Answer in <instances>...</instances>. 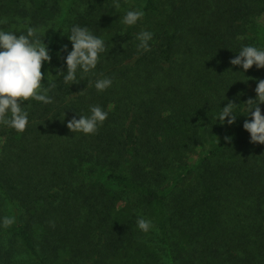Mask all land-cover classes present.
Returning <instances> with one entry per match:
<instances>
[{"label":"trees","instance_id":"16d2710c","mask_svg":"<svg viewBox=\"0 0 264 264\" xmlns=\"http://www.w3.org/2000/svg\"><path fill=\"white\" fill-rule=\"evenodd\" d=\"M132 1L0 0V28L31 27L48 46L52 98L22 101V132L0 125V217L14 218L0 264H264V144L242 127L264 68L230 63L264 47V0ZM128 10L144 16L124 25ZM73 25L105 51L68 85L57 69ZM142 29L153 36L138 52ZM103 76L106 90L87 84ZM228 100L241 103L231 125L216 118ZM90 105L107 118L73 132L67 121Z\"/></svg>","mask_w":264,"mask_h":264},{"label":"clouds","instance_id":"9594fccd","mask_svg":"<svg viewBox=\"0 0 264 264\" xmlns=\"http://www.w3.org/2000/svg\"><path fill=\"white\" fill-rule=\"evenodd\" d=\"M143 16L142 10H128L121 17V22L128 26L135 25ZM152 36L151 31L143 29L136 34L139 41L136 45L138 52L149 50ZM67 38L71 42V49L68 50V45H63V50L67 53L63 57L66 71L57 69V73L64 83L70 85L79 81L78 71L89 73L96 68L100 53L105 51V42L87 27L79 25L71 26ZM237 52L238 54L230 59L232 65H239L245 71L253 65L258 69L264 68V47L243 45ZM50 60L49 48L44 41L41 42L35 29L29 27L25 33L17 35L14 31L0 28V125L22 132L28 124V113L21 107L22 101L32 98L51 103L52 98L44 94L47 89H43L41 83L45 75L41 71L42 62ZM112 82L111 77L103 76L95 81L88 80L87 84L101 92L111 87ZM254 91L255 97H249L242 106L243 114L251 117L244 120L242 127L249 133L251 143L264 144V113L260 107L264 104V79L257 80ZM240 105L241 103L228 100L223 107L220 106L217 120L228 125L233 124L237 119L235 109ZM107 115V111L99 105H90L89 115L79 113V118L73 116L67 121V126L73 132L94 133L97 125L102 123ZM225 140H231V136H225ZM13 222V217H0V227H8ZM137 227L147 232L151 221L138 217Z\"/></svg>","mask_w":264,"mask_h":264},{"label":"rangeland","instance_id":"374dc122","mask_svg":"<svg viewBox=\"0 0 264 264\" xmlns=\"http://www.w3.org/2000/svg\"><path fill=\"white\" fill-rule=\"evenodd\" d=\"M128 2L130 3L128 6H130L131 4H138L139 2H136V1H132V0H128ZM194 159H195V156H192L191 158H190V160H192V161H194ZM151 228V227H150Z\"/></svg>","mask_w":264,"mask_h":264}]
</instances>
